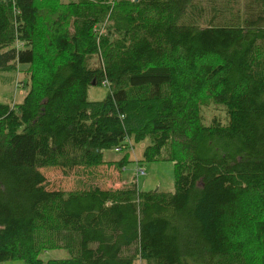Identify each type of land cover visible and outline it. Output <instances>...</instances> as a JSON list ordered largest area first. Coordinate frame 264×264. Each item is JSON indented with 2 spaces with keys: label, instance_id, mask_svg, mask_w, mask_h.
<instances>
[{
  "label": "trees",
  "instance_id": "16d2710c",
  "mask_svg": "<svg viewBox=\"0 0 264 264\" xmlns=\"http://www.w3.org/2000/svg\"><path fill=\"white\" fill-rule=\"evenodd\" d=\"M15 45L1 263L264 264V0H0V48ZM130 140L173 164V192L48 188L44 169L123 170ZM54 250L68 257L40 259Z\"/></svg>",
  "mask_w": 264,
  "mask_h": 264
},
{
  "label": "rangeland",
  "instance_id": "374dc122",
  "mask_svg": "<svg viewBox=\"0 0 264 264\" xmlns=\"http://www.w3.org/2000/svg\"><path fill=\"white\" fill-rule=\"evenodd\" d=\"M115 1V0H113ZM15 46H7L0 48V103L7 105L19 104L23 101L27 88L24 86V78L21 74L22 67L17 66L8 68L13 61H8L13 57ZM3 64V65H2ZM8 68V69H7ZM14 70V71H13ZM18 71V72H15ZM109 94L108 86H90L88 89V101H102ZM131 148L128 151L129 163L125 165L123 170H118L113 166H103L95 170V177L89 180L86 176L76 177L77 175L69 174L66 177L61 171L55 168L42 170L48 182V188L56 190L62 188L66 191L71 189H83L87 185L98 186L102 189H120L124 185H135L136 190L141 192L148 191H174V171L171 162H141L144 148L148 145V140L138 143L128 141ZM125 152L113 153L105 152L104 159L118 160ZM140 165V167H137ZM138 169L144 171V175H138ZM82 175V171L78 170ZM68 257L64 250H54L42 253L40 259L48 261L51 259H63ZM0 264H24L21 260H11ZM135 264H141L137 261Z\"/></svg>",
  "mask_w": 264,
  "mask_h": 264
},
{
  "label": "built area",
  "instance_id": "2783aa9c",
  "mask_svg": "<svg viewBox=\"0 0 264 264\" xmlns=\"http://www.w3.org/2000/svg\"><path fill=\"white\" fill-rule=\"evenodd\" d=\"M101 85L102 86H108V82L106 81V80H103L102 82H101ZM117 151V150H116ZM138 175H144V171L142 170V169H138V174H137V176Z\"/></svg>",
  "mask_w": 264,
  "mask_h": 264
},
{
  "label": "water",
  "instance_id": "95a60500",
  "mask_svg": "<svg viewBox=\"0 0 264 264\" xmlns=\"http://www.w3.org/2000/svg\"><path fill=\"white\" fill-rule=\"evenodd\" d=\"M91 86H95V82H92Z\"/></svg>",
  "mask_w": 264,
  "mask_h": 264
}]
</instances>
